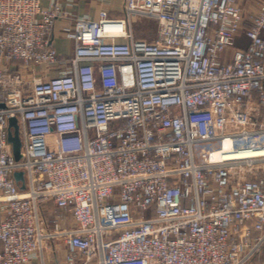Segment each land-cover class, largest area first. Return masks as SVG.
I'll use <instances>...</instances> for the list:
<instances>
[{
    "label": "built area",
    "instance_id": "2783aa9c",
    "mask_svg": "<svg viewBox=\"0 0 264 264\" xmlns=\"http://www.w3.org/2000/svg\"><path fill=\"white\" fill-rule=\"evenodd\" d=\"M254 2L246 18L240 0H123L120 17H73L62 57L60 0H0V264H48L60 247L55 264L264 253V0ZM137 16L157 23L154 40L134 36ZM46 200L73 224L45 219Z\"/></svg>",
    "mask_w": 264,
    "mask_h": 264
},
{
    "label": "crops",
    "instance_id": "0c3cea01",
    "mask_svg": "<svg viewBox=\"0 0 264 264\" xmlns=\"http://www.w3.org/2000/svg\"><path fill=\"white\" fill-rule=\"evenodd\" d=\"M51 0H41L43 6L49 5ZM61 5L64 10L69 11L65 16L58 18L52 29V41L56 50L62 57H69L73 52V41L63 34V28L72 23L73 17L76 16H88L94 18L97 16V12L100 9H104L112 17H120L123 13V0H60ZM240 4L243 7L244 15L246 18L249 15L257 11V4L254 0H240ZM249 23L248 19L245 20L244 25ZM55 74V71H51L49 76ZM60 210V214L65 219L64 225L73 224L70 215L64 211ZM68 214L69 221L63 216ZM62 254H58L52 259L48 256V264H55L56 261L60 262Z\"/></svg>",
    "mask_w": 264,
    "mask_h": 264
},
{
    "label": "rangeland",
    "instance_id": "374dc122",
    "mask_svg": "<svg viewBox=\"0 0 264 264\" xmlns=\"http://www.w3.org/2000/svg\"><path fill=\"white\" fill-rule=\"evenodd\" d=\"M131 26L133 34L136 38H142L147 41L154 40L157 31V23L153 19L146 18L144 16H137L132 20ZM234 43L236 46H242L243 44H245V39L237 38ZM230 50L231 48H229L226 52L229 53ZM42 210L45 219H52L57 215H61L60 210L54 206L51 200H46L42 204ZM63 216L67 221H69L68 214L63 213ZM57 252L58 254H62V248H58ZM262 262H264V253L257 256L248 264H261Z\"/></svg>",
    "mask_w": 264,
    "mask_h": 264
},
{
    "label": "water",
    "instance_id": "95a60500",
    "mask_svg": "<svg viewBox=\"0 0 264 264\" xmlns=\"http://www.w3.org/2000/svg\"><path fill=\"white\" fill-rule=\"evenodd\" d=\"M9 126L12 127V131L9 129L8 132V141L12 145V153L14 155V158L18 160L20 158V139L18 137V126L16 124L15 117L9 118ZM16 181H22L23 182V173L21 171H16L13 174ZM24 188V184L20 185V189Z\"/></svg>",
    "mask_w": 264,
    "mask_h": 264
}]
</instances>
